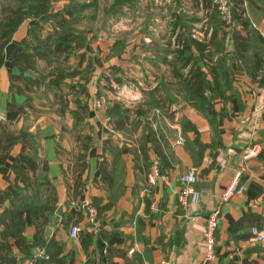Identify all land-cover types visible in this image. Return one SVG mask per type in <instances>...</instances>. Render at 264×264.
Masks as SVG:
<instances>
[{"label":"crops","instance_id":"1","mask_svg":"<svg viewBox=\"0 0 264 264\" xmlns=\"http://www.w3.org/2000/svg\"><path fill=\"white\" fill-rule=\"evenodd\" d=\"M168 1L170 5L172 0ZM211 3L213 0H179L178 11L167 17L170 27L166 32L175 45L177 34L181 37L191 32L185 17L190 11L201 16L197 39H209L215 29L219 39L227 33L229 56L235 49L233 35L248 39L255 31L264 39V0L237 1L234 14L241 19H234V28L229 32L219 27L218 13ZM177 16L184 26L174 33ZM241 20L249 22L248 28ZM26 36L27 25L23 24L5 49L6 64L0 71V125L12 133L29 134L26 142L13 146L6 162L0 165V190L15 193L21 187L23 196H32L36 190L31 181L48 177L58 202L50 224L44 233L40 231V245L35 244L39 229L31 211L26 212L25 237L31 248L30 256L14 249L20 264H264V242L251 234L254 227L264 234V140L260 135L264 130V77L260 78V72L255 76L244 70L236 72L226 115H219L215 130L209 119L187 105L171 67L157 56L166 53L147 49L148 59L163 74L160 78L157 75L153 90L166 103L165 108L153 105L150 110L149 116L153 110L155 113V127L146 125L148 119L139 112H132L124 130L118 131L112 119L107 121L111 118L107 113L111 103L103 101L101 108L90 105L87 114L78 111L77 106L63 110L57 106L56 115L49 118L44 111L34 109L36 101L30 97L33 95L24 80L16 81L21 92L17 87L12 89L11 76L22 75L15 59ZM175 50H170L169 62ZM32 75L28 71L23 74ZM161 82L166 88H161ZM223 106V101L216 99L219 114ZM156 109L161 111L158 116ZM74 111L79 112L82 121L76 119ZM187 121L197 128L201 142L207 146L203 155L195 143V132L183 129ZM132 125L135 130L131 132ZM180 137L184 139L182 145L176 143ZM141 144L149 163H157L161 170L154 187L148 185ZM156 145L161 151L165 149L168 163L159 159ZM252 146L259 147V155L244 161L245 151ZM243 165L246 172L241 183L246 186L245 193L222 204L224 191ZM191 170L199 178L196 188L201 200L182 207L178 201L182 187L179 177ZM79 178L85 183L82 187L76 184ZM201 183L209 187H201ZM38 195L47 198L43 188ZM220 205L215 254L206 261V227L211 213ZM8 206L9 202L0 206V214ZM60 207L62 215L57 214ZM93 208L97 211L94 220L90 217ZM73 226L80 229L77 238L70 235Z\"/></svg>","mask_w":264,"mask_h":264},{"label":"trees","instance_id":"2","mask_svg":"<svg viewBox=\"0 0 264 264\" xmlns=\"http://www.w3.org/2000/svg\"><path fill=\"white\" fill-rule=\"evenodd\" d=\"M54 1L61 0H0V71L6 64L5 49L13 40L19 28L29 21L28 37L30 38L20 43L21 51L15 59V66L21 70L22 75L11 76L12 89L17 87L16 81L22 79L25 81L27 90H34L35 87L41 85V80L45 81L42 76H38V62L45 61L51 66L52 57L57 59H61L63 56L69 57L76 49L85 46L86 34L79 33L83 34L84 37L76 36L73 24L79 21V16L91 6L72 2L54 14L51 11ZM138 2L139 0H116L118 6L129 8L136 7ZM92 4L96 5V3ZM214 8L216 9L215 6ZM176 19L173 24L174 33L178 27L184 26L180 16H177ZM234 19L240 20L241 18L235 13ZM51 21L55 22V31L43 38L41 34L43 24ZM241 23L248 28V21L241 20ZM219 27L221 26L219 25ZM218 34V29H215L212 36L204 40L197 39L192 32L188 33L187 36L183 34L181 37L177 34L176 50L171 52L173 60L168 61L170 51L166 52L165 55H157L159 60L166 62L171 67L173 77L178 80V87L185 94L187 105L209 119L215 130L218 126L217 118L219 115L223 117L226 115L227 98L229 92L233 89L236 72L244 70L249 75L255 76V73L262 70L264 61V39L255 31H252L248 39L233 35L235 49L231 56L227 54V46L225 45L227 33L223 35V39H219ZM74 43L77 44L75 47H73ZM27 71L32 72L34 77H24L23 74ZM57 72V79L60 82L66 75L62 69H57ZM58 81L52 82V84L58 86ZM17 92H21L19 87H17ZM216 99H221L224 104L220 114L216 110ZM164 104L166 103L160 101L155 103L154 106L161 108L164 107ZM89 108V103L85 101L83 103L79 102L77 105V110L85 114H87ZM78 111L73 112L74 116L77 120L82 121L83 118ZM107 113L111 117L110 120H113L115 130L118 131L124 130L130 115H132V111L125 108L120 102H115ZM139 113L140 115L144 114L143 111H139ZM183 129L185 132L188 130L195 132V143L201 147L200 155H203L207 146L201 142L197 128L187 121L184 123ZM0 132V165H2L6 162L13 146L21 141L26 142L27 139L25 138L29 134L23 131L12 133L3 125H0ZM260 135L261 139L264 140V130ZM29 143H31V140H29ZM164 150L162 152L157 145L155 146V153L159 159L163 163H168V155H165ZM140 151L142 154L141 158L149 169V156L143 145ZM86 168L87 165L84 166V169ZM16 169L22 174L20 169ZM22 176L26 180L24 175ZM76 184L78 187H82L85 183L82 178H79ZM31 185L34 186L36 191L32 196L28 197L23 196L24 189L21 187H17L15 193L0 190V206L9 202V206L0 214L1 264H20L14 255L15 248L19 249L21 253L30 256L31 246L27 243L25 237L26 212L31 211L37 230L39 229L35 235L36 245H40L38 243L41 237L40 231L44 233L45 227L50 224V219L56 213L57 193L50 179L43 177L39 180L31 181ZM26 188L27 186H25ZM42 188L47 193L46 199H42L38 195ZM52 259L49 260L50 263H54Z\"/></svg>","mask_w":264,"mask_h":264},{"label":"rangeland","instance_id":"3","mask_svg":"<svg viewBox=\"0 0 264 264\" xmlns=\"http://www.w3.org/2000/svg\"><path fill=\"white\" fill-rule=\"evenodd\" d=\"M72 2L91 6L73 24L76 36L86 34L85 46L76 49L69 57H52L51 66L45 61L38 62V76L45 81L41 80L40 86L29 91L33 95L30 97L36 101L34 109L44 111V115L51 118L56 115L57 106L63 110L83 101L93 106L99 100L112 105L120 102L134 113L143 111V116L148 119L146 125L155 127L154 110L151 116L148 114L155 103L163 101L153 90L157 75L160 78L163 74L154 67L152 59H148L147 49H156L159 53L176 49L174 39L166 31L170 27L167 17L178 11L179 0H172L170 5L168 0H139L134 8L118 6L116 0H61L52 3L51 11L55 14ZM185 17L188 31L199 38L196 32L202 27L199 12L190 11ZM24 24L27 25L25 39L29 40V21ZM219 25L225 31L220 21ZM55 28L53 21L44 23L42 37L54 33ZM57 69H62L66 75L60 82ZM57 81L58 86L52 84ZM161 88L166 87L162 85ZM155 112L158 116L161 111L156 109ZM144 129L149 130L148 127ZM134 130L132 125L130 131Z\"/></svg>","mask_w":264,"mask_h":264},{"label":"built area","instance_id":"4","mask_svg":"<svg viewBox=\"0 0 264 264\" xmlns=\"http://www.w3.org/2000/svg\"><path fill=\"white\" fill-rule=\"evenodd\" d=\"M236 0H213V4L216 7L218 18L220 22L225 27V30L232 31L234 28V6H235ZM260 78L264 77V61H263V67L260 71ZM104 102L103 100L96 101L94 104L95 108H101L103 107ZM110 122V119L107 120ZM176 143L178 145H182L184 143V139L180 137ZM259 147L252 146L248 148L243 156L244 161H248L250 159L256 158L259 155ZM246 172V167L243 165L239 168V170L236 173V179L235 181L224 191L221 202L226 203L231 198H233L235 195H241L244 194L246 191V186L241 183V179L243 174ZM161 176V170L157 163L152 162L149 173H148V185L151 187L156 186L159 178ZM179 181L181 183V189L178 193V201L179 204L182 207H187L191 203H198L201 200V194L197 190L196 186L199 183V178L197 176L196 171L191 170L187 173H183L179 177ZM73 206H76L77 203H73ZM84 207L87 206V204L83 205ZM222 214L221 205L218 206L212 213L211 216L208 219L207 227H206V233H205V241H206V250H207V257L206 261L211 260L214 257L215 254V244H216V232L219 227V220ZM97 215L96 209L90 210V217L92 220ZM80 229L76 226H73L70 231V235L73 238H77L79 236ZM251 234L253 237L259 241L264 242V234L256 227L251 229ZM133 253V250L130 252V254Z\"/></svg>","mask_w":264,"mask_h":264},{"label":"water","instance_id":"5","mask_svg":"<svg viewBox=\"0 0 264 264\" xmlns=\"http://www.w3.org/2000/svg\"><path fill=\"white\" fill-rule=\"evenodd\" d=\"M200 186H201V187H209V185L206 184V183H201ZM57 214H58V215H62V208H61V207L58 209Z\"/></svg>","mask_w":264,"mask_h":264}]
</instances>
